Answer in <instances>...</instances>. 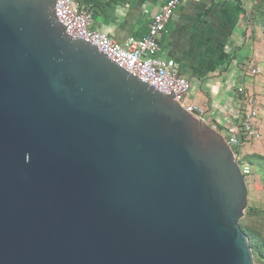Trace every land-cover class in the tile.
<instances>
[{
	"label": "water",
	"instance_id": "1",
	"mask_svg": "<svg viewBox=\"0 0 264 264\" xmlns=\"http://www.w3.org/2000/svg\"><path fill=\"white\" fill-rule=\"evenodd\" d=\"M55 0H0V264H253L235 151Z\"/></svg>",
	"mask_w": 264,
	"mask_h": 264
},
{
	"label": "crops",
	"instance_id": "2",
	"mask_svg": "<svg viewBox=\"0 0 264 264\" xmlns=\"http://www.w3.org/2000/svg\"><path fill=\"white\" fill-rule=\"evenodd\" d=\"M74 1L91 10L92 30L122 42L129 37H142L153 15L167 0ZM259 2L182 0L159 40V56L173 60L189 83L195 80L196 97L206 104V119L222 134L239 131L240 102L236 88L246 84L247 89L254 87L256 92V88L261 92L252 84L259 76L245 73L250 63L262 67L264 41L257 40V34L261 35L257 30L251 37L255 27L251 30L247 20ZM255 176L251 174L246 179L248 194Z\"/></svg>",
	"mask_w": 264,
	"mask_h": 264
},
{
	"label": "built area",
	"instance_id": "3",
	"mask_svg": "<svg viewBox=\"0 0 264 264\" xmlns=\"http://www.w3.org/2000/svg\"><path fill=\"white\" fill-rule=\"evenodd\" d=\"M181 2L182 0H167L160 11L153 15L142 37H129L122 42H116L105 34L92 30L91 10L77 1L55 0L54 14L68 37L91 44L130 75L161 95L171 97L195 121H200L218 132L228 147L235 150L244 144L261 140L263 131L259 122L260 101L257 96L248 94L245 86L236 88L241 107L239 131L222 134L215 125L207 121L203 109L189 102V80L180 75L175 62L159 56V40L165 34L168 23ZM261 72L259 66L251 63L245 68L248 76H259ZM235 160L237 161L236 154ZM240 170L245 180L251 175V169L247 165L240 167Z\"/></svg>",
	"mask_w": 264,
	"mask_h": 264
},
{
	"label": "rangeland",
	"instance_id": "4",
	"mask_svg": "<svg viewBox=\"0 0 264 264\" xmlns=\"http://www.w3.org/2000/svg\"><path fill=\"white\" fill-rule=\"evenodd\" d=\"M259 3H263V5L259 4V7L264 12V0H260ZM254 27L255 30L253 33H251V37L255 34V31L257 30L259 33H261V35L257 34L259 36L257 40L264 41V33L262 32L260 25L256 24ZM261 59L262 60H260L261 61L260 64L262 66L261 67L262 72L259 75V77L256 78V83H252L254 85H257L261 89V92L258 88H256L257 89L256 92L254 87L253 89H250L249 87L247 89L246 84H243V86L246 87V91L248 94H252L259 98L260 110L262 112L260 113L259 111V119L260 117L262 119V120L260 119L259 122L261 127L263 128L264 127V65H263L264 56H261ZM252 80L255 81V78H253ZM197 88L198 87H196L195 80H190L188 100L190 99L189 102L206 111L207 108L205 102L196 97L195 92ZM238 109L239 110L241 109L240 104L238 105ZM262 131H263V135L261 140L244 144L241 148H236L234 151L237 157L236 162L239 165V167H243L244 165L248 164L247 166L250 167L252 176L254 177L256 175L255 179L252 180V186H250L249 188L247 208H253L260 212H263L262 214L259 215L257 214L252 217H243L242 220L245 221L251 228L260 231L264 235V176H263L264 169L261 170L260 168H258V166H256L257 164L254 163L255 161L252 158H250L256 156V157H262L264 159V129H262ZM246 161H248V163ZM251 163H253L254 165L252 166ZM253 264H255L254 260H253Z\"/></svg>",
	"mask_w": 264,
	"mask_h": 264
},
{
	"label": "trees",
	"instance_id": "5",
	"mask_svg": "<svg viewBox=\"0 0 264 264\" xmlns=\"http://www.w3.org/2000/svg\"><path fill=\"white\" fill-rule=\"evenodd\" d=\"M260 5H263V3H259ZM248 20V26L253 30L254 26L260 25L262 32L264 33V12L262 9H260L259 5L256 7V10L253 11L250 15L247 17ZM236 93V90H235ZM238 97V96H237ZM240 99V97H238ZM252 158L261 170L264 169V159L262 157H250ZM249 161V160H248ZM248 161H246L248 163ZM250 163V162H249ZM248 165V164H247ZM253 166L254 164L251 163ZM264 176V173H263ZM263 212H260L253 208H247L245 212L244 217H252L255 215L262 214ZM240 228L245 233V235L248 238V242L250 244L252 253H253V260L255 264H264V235L253 228H251L245 221L241 220L240 222Z\"/></svg>",
	"mask_w": 264,
	"mask_h": 264
}]
</instances>
